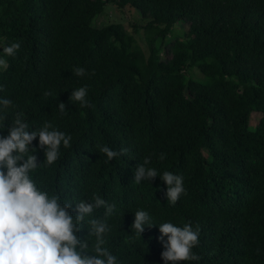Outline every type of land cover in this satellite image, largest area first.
I'll return each mask as SVG.
<instances>
[{"label": "trees", "instance_id": "obj_1", "mask_svg": "<svg viewBox=\"0 0 264 264\" xmlns=\"http://www.w3.org/2000/svg\"><path fill=\"white\" fill-rule=\"evenodd\" d=\"M108 5L139 12L143 23L134 34L123 24L95 26ZM13 41L20 48L4 57L0 95L23 112L29 132L49 122L73 138L35 175L61 197L94 193L118 208L107 245L118 258L163 264L158 225L129 237L142 207L155 223L199 230V260L182 264H264V0H0V44ZM81 86L88 107L70 102ZM96 144L128 152L105 163ZM36 155L43 162L42 148ZM144 156L158 173L182 176L174 204L158 176L135 184Z\"/></svg>", "mask_w": 264, "mask_h": 264}, {"label": "clouds", "instance_id": "obj_2", "mask_svg": "<svg viewBox=\"0 0 264 264\" xmlns=\"http://www.w3.org/2000/svg\"><path fill=\"white\" fill-rule=\"evenodd\" d=\"M19 48L20 44L15 41L0 44V67L6 66L4 57H13ZM71 72L77 77L86 74L83 67H74ZM86 96V86L73 88L70 102L88 107ZM15 107L13 100L0 95V133L7 129L6 134H0V264H125L107 246L113 232L108 217L120 215L118 208L107 205L100 195L94 193L88 195V200L61 197L35 175L54 165L61 155V148L70 147L72 136L49 122L29 132L23 112L14 111ZM57 108L60 114L66 113L64 103H59ZM37 138V145H33ZM95 147V152L103 154L105 163L128 152L127 148L116 151L105 144H96ZM41 148L44 159L38 163L36 153ZM164 158L165 154L160 153L158 159ZM157 176L167 185L164 191L166 201L174 204L185 191L181 175L170 171L158 173L151 166L150 156H144L143 163L134 169L137 185L142 181L152 185ZM101 206L106 207L103 220L94 216ZM133 211L135 216L129 237H141L146 226L158 225L162 234L158 239L163 246L160 253L163 264L199 260L193 251L198 244V229L188 223L181 226L167 220L155 223L151 213L142 207ZM85 228L82 237L80 233Z\"/></svg>", "mask_w": 264, "mask_h": 264}, {"label": "rangeland", "instance_id": "obj_3", "mask_svg": "<svg viewBox=\"0 0 264 264\" xmlns=\"http://www.w3.org/2000/svg\"><path fill=\"white\" fill-rule=\"evenodd\" d=\"M139 14H140L139 12L134 10H129L128 8L124 10H120L115 6L108 5L106 7L105 12L95 20V26L101 27L113 23L123 24L128 33L134 34L135 29L132 26L137 25L139 27L143 23ZM135 36L139 45L142 47L144 52L147 53L148 47L143 32L140 31ZM190 76L193 77L195 80L205 81V76L202 73H200L198 69L192 68L190 70ZM260 118H261L260 114L255 113L252 115L251 117L252 128H255L257 126V124L260 121Z\"/></svg>", "mask_w": 264, "mask_h": 264}]
</instances>
